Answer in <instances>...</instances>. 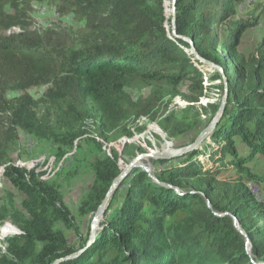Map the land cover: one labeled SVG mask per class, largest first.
Wrapping results in <instances>:
<instances>
[{
	"label": "trees",
	"instance_id": "1",
	"mask_svg": "<svg viewBox=\"0 0 264 264\" xmlns=\"http://www.w3.org/2000/svg\"><path fill=\"white\" fill-rule=\"evenodd\" d=\"M165 1L0 0V166L22 195L20 206L0 196V223L22 230L0 248V264H52L70 255L59 264H264V201L249 187L264 188V174L247 166L264 157V37L251 56L239 51L264 11L242 21L239 8L247 0H177L175 36ZM34 4L74 15L78 28L30 30ZM14 28L21 31L7 34ZM183 37L226 74L229 97L220 122L195 151L151 159L160 166L153 177L135 168L113 196L94 242L88 237L71 246L65 230L78 225L60 186L8 164L9 151L20 133L59 151L89 127L102 139L131 136L143 117L158 121L170 140L197 129L202 119L193 108L164 116L170 105L161 88L191 82L189 100L197 103L211 89L205 76L220 81L222 93L223 79ZM137 82L155 87L134 98L128 91ZM220 103L210 105L212 118ZM108 154L92 163L95 179L79 205L82 217L95 215L123 170L117 153ZM227 170L235 174L223 177Z\"/></svg>",
	"mask_w": 264,
	"mask_h": 264
},
{
	"label": "rangeland",
	"instance_id": "2",
	"mask_svg": "<svg viewBox=\"0 0 264 264\" xmlns=\"http://www.w3.org/2000/svg\"><path fill=\"white\" fill-rule=\"evenodd\" d=\"M170 5L171 1L166 0L165 6L169 15L171 14ZM258 7L261 8L258 9ZM262 10L264 11V0H247L239 8L240 13L237 20L250 21L257 17ZM33 17L36 24L30 30H34L35 27L39 26L47 29L54 28L68 33L78 28L74 15L63 14L50 4H34ZM20 31V28H14L7 34ZM263 37L264 13L260 24L243 35L239 51L246 57L251 56L255 53ZM204 81L205 85L211 87V89L205 91L204 96L197 103L189 100L194 98L191 82L185 81L176 88H161L164 96L163 103H169L170 105L164 116L168 115L172 110H176L181 116L187 108H193L195 115H201L202 122L200 126L187 134L170 140L161 129L158 121L143 117L132 125L131 136L108 140L106 138L102 139L96 131H93V127H89L90 132L87 135H82L83 137H81V134L78 135L72 147L59 151L58 146L54 145L53 142L43 141L20 133L17 145L13 146L10 151L8 149V156L11 159L8 164H13L28 171H35L44 181H52L60 186L63 198L74 214L78 225V231L65 230L69 244L76 247L81 239L88 238L91 235L93 216H80L78 208L82 199L93 186L95 175L92 163L95 158L99 156L100 152H104L108 156V153L111 156L117 153L120 167L124 169L142 154L179 150L190 146L213 120L210 105L219 104L223 97V93L217 88L220 81L211 82L208 76L204 77ZM154 87L155 85L150 83L137 82L134 83L128 93L134 98L146 97ZM92 138L96 139L97 143ZM238 148L240 153H248V149L243 144H238ZM132 154H137V156L133 158ZM151 159L154 158L142 160L140 166H142L141 169L143 170H149L150 176L153 177L155 172L160 169V166L154 164ZM5 166H0V196L8 197L13 205L20 206L22 195L4 176ZM247 166L254 173L263 175L264 157L258 156L254 161L248 163ZM234 174L235 172L232 170L222 173L223 177ZM249 187L260 201H264V188L253 183L249 184ZM261 228L264 230V223ZM21 233V228L10 221L0 223V248L5 251L6 241L12 238L11 236H17ZM248 246L250 250V244Z\"/></svg>",
	"mask_w": 264,
	"mask_h": 264
},
{
	"label": "water",
	"instance_id": "3",
	"mask_svg": "<svg viewBox=\"0 0 264 264\" xmlns=\"http://www.w3.org/2000/svg\"><path fill=\"white\" fill-rule=\"evenodd\" d=\"M170 1H171V9H172V12H171L172 33H173V35L177 36V11H176L177 0H170ZM182 39L187 41L192 46L193 53L196 55V57L204 65H206L210 69H215L216 71H218L221 74L222 79H223L224 90H223V97H222V100L220 103L219 110H218L217 114L215 115V117L213 118L212 122L208 125V127L197 137V139L194 141V143H192L190 146H188L184 149H179V150H165V151H161L158 153L142 154V155L138 156L137 158H135L127 167H125L122 170V172L119 174V176L113 181L109 191L106 194L105 199L103 200L102 204L100 205L97 212L93 216L92 223H91V235H90L89 245H91L95 240L96 231L98 230L99 225L105 216V213H106V211L110 205V202H111L113 196L115 195V193L117 192L119 187L122 185V183L125 181V179L129 176V174L135 168H141L142 167V166H140V162L142 160L150 159V158L172 160V159L181 157V156H183L189 152L195 151L213 133L217 124L220 122V120L224 114V111H225V108H226V105L228 102V97H229V82H228V79L226 77L224 70L221 67H219V66H217V65H215V64H213V63H211V62H209L203 58H200L196 53L193 42L191 40H189L188 38H185V37H183ZM145 171L150 173L149 170H147V169H145ZM234 223H235L236 228L241 232V234H243L247 237V235L241 230L239 223H238L236 218H234ZM246 242H247V244H250V241L248 238H247ZM74 256L75 255H70V256H67L65 258L58 259L52 264H59L60 262L71 259Z\"/></svg>",
	"mask_w": 264,
	"mask_h": 264
},
{
	"label": "bare ground",
	"instance_id": "4",
	"mask_svg": "<svg viewBox=\"0 0 264 264\" xmlns=\"http://www.w3.org/2000/svg\"><path fill=\"white\" fill-rule=\"evenodd\" d=\"M171 12H172V9H171ZM150 167V166H149Z\"/></svg>",
	"mask_w": 264,
	"mask_h": 264
}]
</instances>
